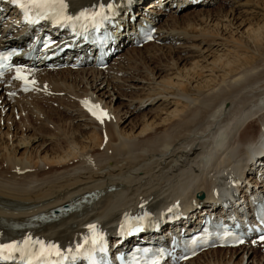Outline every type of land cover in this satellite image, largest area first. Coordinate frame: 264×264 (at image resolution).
<instances>
[{"label": "bare ground", "instance_id": "1", "mask_svg": "<svg viewBox=\"0 0 264 264\" xmlns=\"http://www.w3.org/2000/svg\"><path fill=\"white\" fill-rule=\"evenodd\" d=\"M65 1L80 10L111 0ZM116 2L122 16L134 5L138 17L160 20L163 44H128L105 71L25 68L54 95H14L0 85V221L28 223L90 191L102 197L81 216L34 235L61 247L80 242L93 224L114 235L125 215L140 211L165 207L160 217L168 219L193 205L201 217L231 185L246 183L249 158L264 144V0H229L181 15L164 13L156 0L144 10L143 0ZM155 59H168L169 67L162 61L154 72L148 63ZM167 68L172 72L162 77ZM95 105L108 113L103 122L92 114ZM263 258L244 246L185 264H263Z\"/></svg>", "mask_w": 264, "mask_h": 264}, {"label": "snow or ice", "instance_id": "2", "mask_svg": "<svg viewBox=\"0 0 264 264\" xmlns=\"http://www.w3.org/2000/svg\"><path fill=\"white\" fill-rule=\"evenodd\" d=\"M14 5H17L24 14L34 13L36 19H52L56 23L61 22H71L73 17L67 15V9L69 5L65 0H12ZM111 8V5L108 6ZM103 8V5H101ZM97 16H102L100 13L87 14L84 12L80 13V16L76 19H88L95 21ZM34 22V21H30ZM20 69H17V79H21L25 84L29 83L26 76L21 75ZM35 83V81H31ZM86 104L88 102H85ZM96 109H99V105L94 106ZM92 111V109H89ZM92 114L96 116L98 120L103 122V117L107 114L103 111H100L99 114L93 111ZM89 232L93 233L91 237V244L96 245L99 239L102 237L98 236L96 233V225L88 226ZM89 242L88 238L85 239V243ZM83 245L77 246V252L81 250ZM17 253L25 259L26 264H50L49 258L53 255L56 257H61L63 254L60 251V248L54 244H45L43 241H32L31 238L26 239L23 244L20 243H10V244H0V258L11 259Z\"/></svg>", "mask_w": 264, "mask_h": 264}, {"label": "rangeland", "instance_id": "3", "mask_svg": "<svg viewBox=\"0 0 264 264\" xmlns=\"http://www.w3.org/2000/svg\"><path fill=\"white\" fill-rule=\"evenodd\" d=\"M212 1H214V0H210L209 2H208V4H204V5H202L203 7H206V8H208V9H216V7L218 8L219 6H220V4L221 3H223L224 5L225 4H227V5H229V0H228V2H226L225 3V1L226 0H221V1H218L217 3H212V4H210L209 5V3L210 2H212ZM242 2H244V1H242ZM193 8H196V7H193ZM200 9H202V8H200ZM188 10H190V9H188ZM188 10H186V11H188ZM193 10H195V9H193ZM192 10V11H193ZM197 10V9H196ZM199 10V9H198ZM185 12V11H184ZM184 12H181L179 15H181L182 13H184ZM176 13V12H175ZM185 14H187V13H185ZM184 14V15H185ZM183 16V15H182ZM157 60V61H156ZM161 61V62H160ZM160 61H158V59H155V60H153L152 61V63L150 64V63H148L149 64V66H150V68H152L153 69V71L154 72H156L157 70H158V68H159V66H163L162 65V61H163V63L166 65V66H168V64H167V62H168V59H164V60H160ZM160 63V64H159ZM148 64H146V65H148ZM146 65H142V66H140L139 68L141 69V68H144ZM169 67V66H168ZM169 68H167V71H164V72H159V74H162L161 76L163 77L164 75H166L167 73H169ZM172 72V70H170V73ZM140 74V73H139ZM145 74H146V72L145 73H142V74H140L141 76H145ZM129 76H132V74H130ZM167 76V75H166ZM166 76H164V77H166ZM125 92H127V93H129L130 94V91H124V94H125ZM45 107L47 106V105H44ZM52 106V108L54 109V110H60V113L59 114H62V115H64L65 114V112L63 111V109L62 108H60L59 106H58V104H52L51 105ZM62 109V110H61ZM147 110H149V108L147 109ZM145 110L144 109H140L138 112H137V114L136 115H138V113L139 114H142V112H144ZM135 115V116H136ZM16 118H18V117H16ZM43 118V117H42ZM132 118H134V117H132ZM76 127H77V124H76ZM14 128H12V130H13ZM23 131H26V129H23ZM52 132V131H51ZM232 250H234V249H232ZM258 251V252H257ZM256 252H257V258H261L262 259V257H264V249H262L261 248V250H256ZM262 263L264 264V258H263V261H262Z\"/></svg>", "mask_w": 264, "mask_h": 264}]
</instances>
